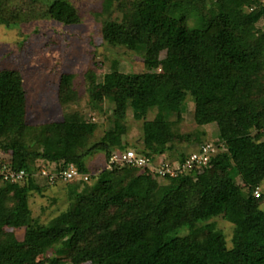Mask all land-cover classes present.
Instances as JSON below:
<instances>
[{
    "label": "trees",
    "instance_id": "16d2710c",
    "mask_svg": "<svg viewBox=\"0 0 264 264\" xmlns=\"http://www.w3.org/2000/svg\"><path fill=\"white\" fill-rule=\"evenodd\" d=\"M99 1L110 13L102 37L133 54V70L115 63L106 72L88 68L85 92L79 73H62L63 121L28 123L21 71L0 69V152L8 155L0 159V264H264V209L257 202L264 196L254 195L264 184V151L258 149L264 138L258 134L264 127V0ZM77 2L0 0V25L44 14L80 23ZM189 92L195 111L217 127L206 131L205 141L179 128ZM129 107L143 121L144 147L136 152L152 165L186 161L196 150L189 140L199 139L200 148L210 144L209 160L197 163L199 174L109 163L130 148L123 137ZM103 121V136L89 145ZM99 149L105 162L89 169L85 154ZM38 158L41 164L33 161ZM68 162L82 173L73 182L35 172H59ZM22 169V177L4 178ZM59 180L75 193L62 219L32 221L29 191ZM236 202L241 212L234 215L235 208L228 209ZM229 215L236 221L230 243L215 221ZM21 227L26 234L18 238ZM210 251L221 257L211 261Z\"/></svg>",
    "mask_w": 264,
    "mask_h": 264
},
{
    "label": "rangeland",
    "instance_id": "374dc122",
    "mask_svg": "<svg viewBox=\"0 0 264 264\" xmlns=\"http://www.w3.org/2000/svg\"><path fill=\"white\" fill-rule=\"evenodd\" d=\"M81 11V22L72 24L52 20L48 15H43L30 23L14 26L0 25V69H18L23 76V85L26 90L27 99V122L30 124H43L51 121H63L66 118L58 97L60 76L64 72L79 73L78 81L82 83L83 73L91 67H95L100 72L111 69V63L119 70L130 72L133 70L132 59L135 57L123 46L112 45L104 40L101 33L103 19L109 17L110 13L102 12L99 0H81L77 2ZM116 17V13L112 14ZM140 58V57H138ZM137 58V59H138ZM135 63L142 62L141 58ZM141 65V64H140ZM85 92V85L80 87ZM193 92H189L185 104L182 106L183 119L179 123L183 136L193 132L200 136L202 141L210 139L206 134L211 130H217L216 124L209 121L206 114L197 113L194 109ZM109 103L106 102L105 105ZM128 108V116L125 122L128 132L124 134L125 141L130 142V147L140 150L144 147L141 142L143 121L138 119L133 110ZM150 118H156L153 109L148 110ZM105 121L95 131V136L88 140V144L99 140L105 132ZM187 141L192 144L191 149H198L200 144H194L199 139ZM264 138L259 142L258 149L264 151L262 144ZM136 143V145H135ZM182 143L179 146L184 147ZM90 145V144H89ZM187 146V144H186ZM196 146V148H195ZM136 150V151H137ZM7 157V154L0 152V159ZM160 158V155H157ZM156 156V157H157ZM106 159L104 150L99 149L89 154H85L84 161L89 169H97L103 166ZM157 158H155L156 160ZM41 158L33 159L35 163L41 164ZM159 160V159H158ZM177 163L176 160L174 164ZM194 174L198 175L196 170ZM235 171L232 172L234 176ZM79 178L77 176L75 179ZM74 179V180H75ZM70 180L68 182H73ZM98 177L90 182L89 187L96 186ZM264 183V182H263ZM68 184V183H67ZM143 187L144 183L141 182ZM243 186L242 184L238 187ZM69 184L63 180L51 184L40 190H31L28 193L30 218L34 222L49 223L56 218L62 219L64 211L68 207L71 198ZM264 196V184L262 185ZM261 208L264 209V201L257 200ZM256 205V203L254 202ZM231 205V204H230ZM229 205L228 211L235 208L234 215L241 212L239 202ZM216 218V217H214ZM218 226L224 230L228 242H231L235 219L229 215L228 219H215ZM26 234L24 227L16 229L18 238H23ZM51 256V251H48ZM221 257L220 252H208V258L215 261Z\"/></svg>",
    "mask_w": 264,
    "mask_h": 264
},
{
    "label": "built area",
    "instance_id": "2783aa9c",
    "mask_svg": "<svg viewBox=\"0 0 264 264\" xmlns=\"http://www.w3.org/2000/svg\"><path fill=\"white\" fill-rule=\"evenodd\" d=\"M260 137H264V132H260ZM213 147L208 144L205 146H202V148H198L195 150V153L191 155L190 158H188L183 163H175L174 167H167L166 165H152L150 162V158L148 156H145L144 154H138L134 149L129 148L125 151H119L112 155L109 159V163L118 162L119 164H132V165H151L153 168L159 169L161 172L169 174L171 176H175L178 173H191L194 174L197 168V163L201 162H207L212 154ZM25 170H19V172H11L7 173L4 178H20L24 175ZM42 174L49 176L50 178H54L57 176L64 177L65 179H74L75 176H79L82 173L79 171V168L76 164L70 163L68 166L62 170H59V172L51 173L46 169H42Z\"/></svg>",
    "mask_w": 264,
    "mask_h": 264
},
{
    "label": "clouds",
    "instance_id": "9594fccd",
    "mask_svg": "<svg viewBox=\"0 0 264 264\" xmlns=\"http://www.w3.org/2000/svg\"><path fill=\"white\" fill-rule=\"evenodd\" d=\"M261 131H263L264 132V127H262L261 129H259L258 130V134H260V132ZM131 148V147H130ZM129 149V148H128ZM132 149H134V148H132ZM135 150V149H134ZM136 151V150H135ZM70 163H74V162H68L67 164H66V167L68 166V164H70ZM74 164H76L77 165V163H74ZM78 166V165H77ZM65 167V168H66ZM79 168V167H78ZM42 169H46V168H42ZM42 169L40 170V171H35L36 172V174L37 175H44V174H42ZM47 170V169H46ZM80 171V170H79ZM191 175H193V174H191ZM45 176H47V175H45ZM75 179V178H74ZM74 179H67V180H74ZM263 193H262V189L261 188H259V187H257L256 188V190H255V193H254V195H255V198L256 199H258L259 197H261V195H262Z\"/></svg>",
    "mask_w": 264,
    "mask_h": 264
},
{
    "label": "water",
    "instance_id": "95a60500",
    "mask_svg": "<svg viewBox=\"0 0 264 264\" xmlns=\"http://www.w3.org/2000/svg\"><path fill=\"white\" fill-rule=\"evenodd\" d=\"M262 147H264V144H262Z\"/></svg>",
    "mask_w": 264,
    "mask_h": 264
},
{
    "label": "crops",
    "instance_id": "0c3cea01",
    "mask_svg": "<svg viewBox=\"0 0 264 264\" xmlns=\"http://www.w3.org/2000/svg\"><path fill=\"white\" fill-rule=\"evenodd\" d=\"M75 193H73L72 195H74Z\"/></svg>",
    "mask_w": 264,
    "mask_h": 264
}]
</instances>
